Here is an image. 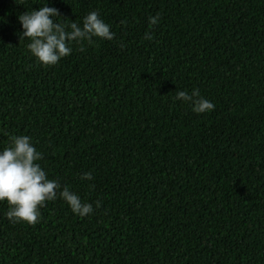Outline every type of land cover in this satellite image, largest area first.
I'll return each mask as SVG.
<instances>
[{"label": "trees", "instance_id": "obj_1", "mask_svg": "<svg viewBox=\"0 0 264 264\" xmlns=\"http://www.w3.org/2000/svg\"><path fill=\"white\" fill-rule=\"evenodd\" d=\"M45 2L0 0V150L30 137L93 211L58 196L28 225L0 202V264H264V0H47L114 38L41 66L17 16ZM193 89L212 111L174 99Z\"/></svg>", "mask_w": 264, "mask_h": 264}, {"label": "clouds", "instance_id": "obj_2", "mask_svg": "<svg viewBox=\"0 0 264 264\" xmlns=\"http://www.w3.org/2000/svg\"><path fill=\"white\" fill-rule=\"evenodd\" d=\"M58 16V10L47 6V0L38 9L25 11L17 16L22 28L19 39L29 40L26 47L41 66L55 65L61 58L69 55L72 51L69 45L73 41H90L93 37L111 41L114 38L109 25L96 11L83 17L82 26L76 22H54L53 18ZM149 23L157 24L158 14L156 17L150 16ZM144 35L146 39H152L149 32ZM174 99L191 101L192 111L197 114L214 109V105L200 97L195 89L191 95L178 91ZM9 141V146L0 150V202H6L9 206L4 215L11 223L36 224L40 216L39 208L46 201L56 200L58 196L67 203L73 214L84 217L92 213L90 203H81L80 197L70 191L68 186L61 189L55 179L47 178L45 171L37 163L42 159V154L33 146L30 137L13 135L9 137ZM81 179L91 180L92 173H83ZM96 203L98 207L99 202Z\"/></svg>", "mask_w": 264, "mask_h": 264}]
</instances>
